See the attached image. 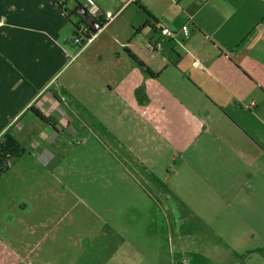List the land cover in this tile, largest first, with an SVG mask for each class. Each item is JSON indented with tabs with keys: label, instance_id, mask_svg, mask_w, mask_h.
Masks as SVG:
<instances>
[{
	"label": "rangeland",
	"instance_id": "rangeland-1",
	"mask_svg": "<svg viewBox=\"0 0 264 264\" xmlns=\"http://www.w3.org/2000/svg\"><path fill=\"white\" fill-rule=\"evenodd\" d=\"M141 30V37L150 32ZM73 37L68 46L77 53ZM76 67L61 71L38 96L63 85ZM79 87L69 108L58 96L55 113L72 118L73 134L63 127L48 153L31 144L47 122L29 120V106L15 119L21 131L15 121L7 127L17 154L1 169L0 229L9 230H0V264H15L16 254L53 264H257L260 258L250 254L264 256V200L253 207L233 201L231 209V199L219 193L226 179L220 170L214 176L210 152L199 148L210 137L196 114L152 98L163 89L160 82L135 88L132 96L122 86L115 94L120 101L97 85ZM145 90L152 100L143 98ZM16 202L28 207L21 224L9 209ZM32 205L39 210L35 220L48 223L34 237Z\"/></svg>",
	"mask_w": 264,
	"mask_h": 264
},
{
	"label": "crops",
	"instance_id": "crops-1",
	"mask_svg": "<svg viewBox=\"0 0 264 264\" xmlns=\"http://www.w3.org/2000/svg\"><path fill=\"white\" fill-rule=\"evenodd\" d=\"M94 1L101 11L115 17L88 46L76 53L69 46H72L74 24L79 21L76 14L79 0H65V14L50 0H0L3 22L0 27V176L7 160L17 154L16 145L6 137L7 127L18 116H24L26 107L34 106L49 120L42 129L38 128L37 137L31 142L45 154L63 133V127L67 135L73 134L67 128L72 118L55 113L59 95L69 108V97L75 100L72 92L86 82L99 86L103 93L107 89V94L117 97V101L121 97L115 94L122 86L128 87V95L132 96L135 88L160 82L163 89L159 97L152 98L167 106L170 100L176 101L186 112L202 120L200 125L210 139L199 148L210 152L209 166L216 172L214 176L220 170L226 179L227 185L219 193L231 199V209H234L233 201L249 207L255 206L253 201H263L264 0ZM156 24L178 32L176 41L162 39L161 49L152 52L146 44L161 39ZM185 25L187 36L184 37L179 29ZM145 26L150 32L141 37L139 29ZM98 41V46L90 49ZM147 52L155 55L149 57ZM195 61L199 66H194ZM73 65L77 67L65 74L63 85L57 84L55 90L46 89L38 96L61 71ZM58 80L59 77L55 81ZM142 94L144 99H151L149 95L147 98L146 90ZM134 109L138 110L139 106ZM33 118L37 119L32 114L29 120ZM17 121L15 129L19 132L24 125ZM9 209L20 217L17 222L21 224L24 219L21 217L25 216L21 215L28 207L16 202ZM29 209L34 237L48 223L35 220L33 215L38 213V207L32 205ZM0 230L9 229L3 224ZM37 244L34 240L33 246ZM250 255L262 260L255 258L257 264H264V256L258 250ZM25 262L53 264L51 259L17 254L14 257L15 264Z\"/></svg>",
	"mask_w": 264,
	"mask_h": 264
},
{
	"label": "built area",
	"instance_id": "built-area-1",
	"mask_svg": "<svg viewBox=\"0 0 264 264\" xmlns=\"http://www.w3.org/2000/svg\"><path fill=\"white\" fill-rule=\"evenodd\" d=\"M56 4L63 9L65 0H54ZM76 14L81 20V23L78 26V36L73 37V43L78 45L81 43L83 36L82 34L86 32L87 27L94 30L95 34L87 41L88 44L94 37H96L104 28L114 19L115 15L111 13L103 12L99 9L94 0H79V4L76 7ZM3 25L2 20H0V27ZM157 31L161 39L156 40L155 42H148L146 48L152 52L159 51L162 46V39H168L176 41L177 32L171 31L166 27H163L160 24H156ZM182 35L187 36V26L181 27L179 29ZM85 44V45H86ZM194 66H199L198 62L193 63Z\"/></svg>",
	"mask_w": 264,
	"mask_h": 264
},
{
	"label": "trees",
	"instance_id": "trees-1",
	"mask_svg": "<svg viewBox=\"0 0 264 264\" xmlns=\"http://www.w3.org/2000/svg\"><path fill=\"white\" fill-rule=\"evenodd\" d=\"M50 2L52 3V5L57 9L59 10L60 12L64 13L65 14V11L64 9H62L61 7H59L56 2L54 0H50ZM68 15V16H67ZM66 16L69 17V14H67ZM73 15V14H72ZM83 23L81 22V20L79 19V21L77 23L74 24V32H73V35L74 36H78V26ZM95 34L94 30L90 29L89 27H87V30L85 33L82 34L83 36V39L81 41V43L78 44L79 48H83L85 46V44L87 43V41L91 38V36ZM130 57L132 59H134L138 64L140 65H143L140 61L137 60V58L132 55L131 53H129ZM28 110L34 114L38 119H40L41 121H44V122H49V120L43 115L41 114L37 109L34 108V106H30L28 108Z\"/></svg>",
	"mask_w": 264,
	"mask_h": 264
}]
</instances>
